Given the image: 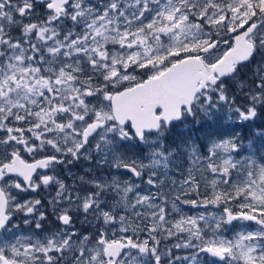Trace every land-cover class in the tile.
I'll return each mask as SVG.
<instances>
[{
	"label": "snow or ice",
	"instance_id": "6c2138e0",
	"mask_svg": "<svg viewBox=\"0 0 264 264\" xmlns=\"http://www.w3.org/2000/svg\"><path fill=\"white\" fill-rule=\"evenodd\" d=\"M262 110L264 0H0V264H264Z\"/></svg>",
	"mask_w": 264,
	"mask_h": 264
},
{
	"label": "rangeland",
	"instance_id": "374dc122",
	"mask_svg": "<svg viewBox=\"0 0 264 264\" xmlns=\"http://www.w3.org/2000/svg\"><path fill=\"white\" fill-rule=\"evenodd\" d=\"M262 112H264V110H262ZM224 119H226V116L224 117ZM261 122H264V121H260V120L257 121L258 124L261 123ZM227 126L230 127L231 125H227ZM209 130L211 131L212 129H209ZM247 134H248L247 133V128H245V136H247ZM186 211H188V210L186 209Z\"/></svg>",
	"mask_w": 264,
	"mask_h": 264
},
{
	"label": "flooded vegetation",
	"instance_id": "af4514ba",
	"mask_svg": "<svg viewBox=\"0 0 264 264\" xmlns=\"http://www.w3.org/2000/svg\"><path fill=\"white\" fill-rule=\"evenodd\" d=\"M81 171H82V169H81Z\"/></svg>",
	"mask_w": 264,
	"mask_h": 264
}]
</instances>
